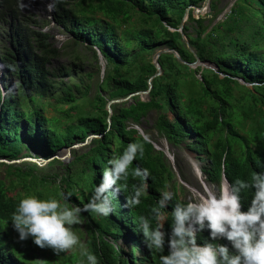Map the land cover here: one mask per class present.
I'll return each instance as SVG.
<instances>
[{
  "label": "trees",
  "instance_id": "1",
  "mask_svg": "<svg viewBox=\"0 0 264 264\" xmlns=\"http://www.w3.org/2000/svg\"><path fill=\"white\" fill-rule=\"evenodd\" d=\"M204 2L55 0V18L73 42L87 44L97 59L99 51L107 62L104 77L95 83L93 71L76 70L80 56L72 66L53 68V60L62 53L43 29L44 23L24 13L20 0H0V63L17 80L14 90L0 81V158L15 160L32 150L49 158L90 134L101 136L76 152L68 164L50 161L47 173L36 163L0 164V264H87L79 249L58 255L32 238L19 240L12 214L25 195L62 200L60 193L70 192V205L87 203L109 161L128 144L143 142L134 126L151 110L158 111L159 134L175 146L190 141V150L206 162L207 178L218 186L224 177L231 184L264 172V0H236L227 17L216 24L222 12L220 0H211L210 11L198 17L194 7L201 8ZM188 8L184 32L191 48L203 63L218 68L191 67L173 52H163L159 57L163 73L155 76L154 55L159 50L175 49L183 60L196 61L180 32ZM151 82L148 98L135 95L113 103L110 115L111 100L146 91ZM47 106L56 114L46 115ZM137 165L152 174L148 195L139 206H125L132 185L139 183L130 174L120 182L127 188L121 187L111 198L110 216L82 214L89 224L87 248L100 264H161L160 256L167 254V245L163 253L148 248L138 217L150 214L162 191L175 180V171L153 141L145 144L144 156L133 161L130 173ZM173 191L174 199L165 209L169 233L171 211L180 201L179 187L174 185ZM254 192L242 193V210L250 206ZM75 226L83 236L80 224ZM197 242H211L210 230L198 231ZM215 242L231 249L226 239Z\"/></svg>",
  "mask_w": 264,
  "mask_h": 264
},
{
  "label": "clouds",
  "instance_id": "2",
  "mask_svg": "<svg viewBox=\"0 0 264 264\" xmlns=\"http://www.w3.org/2000/svg\"><path fill=\"white\" fill-rule=\"evenodd\" d=\"M24 6L21 3V7ZM0 65L1 74L7 72L3 64ZM3 93L6 94L4 89ZM147 143H152L151 138L143 134V142L128 144L121 155L111 159L109 167L103 170L101 182L82 206L68 203L70 192H61L62 200L25 195L11 217L19 240L32 238L39 247L52 248L58 255L78 246L87 264H100L97 255L73 231V226L84 223L82 214L86 212L110 216L114 211L111 198L121 187L127 188L126 183L121 185L120 182L127 181L130 174L138 178L139 183L132 185V194L127 197L125 206L134 208L142 203V198L148 195L152 174L139 165L132 168L131 173L129 170L134 160L144 156ZM252 189L255 192L251 204L247 210H242V193ZM174 196L171 191H162L150 214L138 217L139 229L150 250L163 253L167 245V254L160 256L161 264H264V172H253L250 180L237 178L228 186L210 191L199 202L177 201L171 211L169 233L165 229V209ZM205 228L210 230L211 242L199 244L197 233ZM220 239L229 241L231 249L227 244L215 242Z\"/></svg>",
  "mask_w": 264,
  "mask_h": 264
},
{
  "label": "rangeland",
  "instance_id": "3",
  "mask_svg": "<svg viewBox=\"0 0 264 264\" xmlns=\"http://www.w3.org/2000/svg\"><path fill=\"white\" fill-rule=\"evenodd\" d=\"M235 1L236 0H220L219 6L221 7L222 12L213 24H216L219 21H223L227 17ZM21 3L25 5L23 8L21 7ZM20 7L24 13L29 15L33 14L37 19L40 20L41 23H44L43 29L49 33L50 40L52 41L53 45L61 50L62 54L53 60V63L51 65L53 68H61L63 66H66L68 63L72 66V60L76 59V56H80L81 60L76 62V70L82 69L83 71L87 72L93 71L95 74V83L99 78L102 79L104 77L105 70L107 68V62L105 58L98 51L97 59L94 56L93 50L87 47V44L76 45L73 42L72 36L65 31L64 25L55 18L56 10L54 0H20ZM209 11L210 9L207 8L202 12L201 15H205ZM2 72L3 68L0 65V81L2 82L3 80V82L8 85L10 90H14L17 82L16 78L13 77L9 72L1 74ZM66 79L70 81L69 78ZM77 80V78H74V81ZM92 94H94V92H92ZM143 99H145V97ZM45 113L48 116H53L56 114V111L50 106H47ZM157 117L158 111L151 110L142 120V122L139 125H135L134 127H137V129L141 132L142 135L148 134L151 139L153 138L152 141L155 144L156 148L165 152L170 164L173 166L176 177L175 180L173 179L169 182L167 191H171L174 193L173 186L176 185L177 187H179L180 190V202L188 203L189 201L199 202L208 195V192L217 191L223 188L224 184L227 183L226 180H222L218 186L217 184L207 179L206 174L202 170V167L206 165V163L201 161L197 153L190 150L187 144L190 141L185 142L180 146H175L170 143L165 137L159 134V132L155 128V122L157 120ZM22 133H24V131H22ZM88 147L84 146L81 148L72 149L71 156L62 161L65 164L70 163L74 159V154L76 152L85 150ZM23 153H26L27 155L25 154L24 156L19 157L18 160L20 161L13 164L25 165L28 163L32 165V163H36L39 168L43 169V172H50V168H48L47 166L48 163L40 165L37 162L23 159L28 156L45 158L43 157L42 153L37 152L35 150ZM29 153L31 155H28ZM58 153H60L61 155H65L66 147L62 148ZM59 172L62 173L63 171ZM2 177H4V173H2ZM88 225V222L85 221L84 223L80 224V227L84 233L83 236H80L79 232L76 231L77 227L75 225L73 226V231L79 236L80 240L84 242L86 247L89 246V236L87 233ZM124 242L125 241L123 240V238L119 241L122 246ZM129 246L124 248L126 249V252L129 251ZM78 249L79 247L77 246L74 250ZM138 254L140 255V253Z\"/></svg>",
  "mask_w": 264,
  "mask_h": 264
},
{
  "label": "water",
  "instance_id": "4",
  "mask_svg": "<svg viewBox=\"0 0 264 264\" xmlns=\"http://www.w3.org/2000/svg\"><path fill=\"white\" fill-rule=\"evenodd\" d=\"M210 2H211V0H205V2H204V4H203L202 8H194V14H195L196 16L199 17V16L202 14V12H203L204 10H206L207 8H209V6H210ZM188 18H189V8L186 10V13H185V15H184V18H183V20H182V23H181V26H180V32L182 33V36H183V38L185 39V41H186V43L188 44V46L191 48L190 41L188 40V38H187V36H186V34H185V32H184L185 23H186V21H187ZM191 49H192V48H191ZM192 51H194V50L192 49ZM163 52H173V53L175 54V56H176L179 60H181L183 63L188 64V65L191 66V67H197L198 65H200V64L202 63V62L200 61L199 56L197 55V53H196L195 51H194V53H195V55H196V57H197V61L194 62V63H189V62L183 60L182 57L180 56V54H179L177 51H175L174 49H169V48H167V49H162V50L158 51V52L154 55V64L156 65V67H157V69H158V73H157L155 76H157V75H161V74L163 73L162 67H161V65H160V63H159V57H160V55H161ZM99 53H100V52H99ZM207 66H208V67H211V68H213V69H215V70L218 68L217 65H213V66H211L210 64H208ZM150 84H151V86H150V88H151V87L153 86V85H152V82H151ZM149 92H150V90H147V91H141V92L133 93V94H131V95H143V97L148 98ZM131 95H130V96H131ZM130 96H129V97H130ZM129 97H127V98H122V99L111 100V101L109 102V104H108V110H109V112H110V115L113 113V111H112V107H111V105H112L113 103L126 101ZM109 121L111 122L110 118H109ZM98 137H100L99 134H92V135H90L89 137H87V139H86L85 141L80 142V143L77 142V143H75V144H73V145H71V146H69V147H66V154H65V155H61L60 153H57V154H55V155H53V156H51V157H49V158H37V157H32V158L27 157V158H26V157H25V158H23V159H24V160H28V161L37 162V163L40 164V165H42V164H46V163H49L50 161H52V160H54V159L65 160V159H67L68 157L71 156L72 149H77V148H81V147L87 146V145H88L93 139L98 138ZM19 161H20V160H18V159H17V160H10V159H7V158H0V163L13 164V163H17V162H19Z\"/></svg>",
  "mask_w": 264,
  "mask_h": 264
},
{
  "label": "bare ground",
  "instance_id": "5",
  "mask_svg": "<svg viewBox=\"0 0 264 264\" xmlns=\"http://www.w3.org/2000/svg\"><path fill=\"white\" fill-rule=\"evenodd\" d=\"M209 7H210V6H209ZM194 8H198V7H194ZM201 8H202V7H201ZM174 50H175V49H174ZM159 51H160V50H159ZM175 51H177V50H175ZM177 52H178V51H177ZM199 58H200V57H199ZM180 61H181V60H180ZM185 61H186V60H185ZM196 61H197V57H196ZM196 61H195V62H196ZM200 61H201V59H200ZM187 62H188V61H187ZM201 62H202V61H201ZM159 63H160V62H159ZM189 63H194V62H189ZM208 64H210V63H203V62H202L200 65L207 66ZM160 65H161V64H160ZM198 66H199V65H198ZM211 66H212V65H211ZM161 67H162V65H161ZM207 67H208V66H207ZM210 68H211V67H210ZM212 69H213V68H212ZM157 70H158V69H157ZM162 70H163V68H162ZM214 70H215V69H214ZM216 70H217V69H216ZM157 73H158V72H157ZM157 73H156V74H157ZM157 76H158V75H157ZM151 88H152V87H151ZM151 88H149L148 90L151 91ZM146 91H147V90H146ZM132 94H133V93H132ZM129 96H130V95H129ZM129 96H128V97H129ZM133 96H135V95H131L127 100H129V99H130L131 97H133ZM142 96H143V95H142ZM149 96H150V92H149L148 97H149ZM126 98H127V97H126ZM143 98H144V97H143ZM100 137H101V136H100ZM201 161H202V160H201ZM203 162H205V161H203ZM205 163H206V162H205ZM202 170H203V167H202ZM206 177H207V175H206ZM207 179H208V178H207ZM222 180H223V181L226 180V182H227V183H225L226 185L224 184V187H225V186H228V185L230 184V182H229L225 177L222 178ZM220 183H221V182H220ZM208 193H209V192H208Z\"/></svg>",
  "mask_w": 264,
  "mask_h": 264
}]
</instances>
